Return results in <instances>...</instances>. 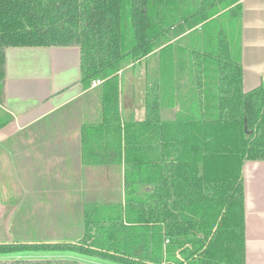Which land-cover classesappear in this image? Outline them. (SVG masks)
I'll list each match as a JSON object with an SVG mask.
<instances>
[{
    "label": "trees",
    "instance_id": "1",
    "mask_svg": "<svg viewBox=\"0 0 264 264\" xmlns=\"http://www.w3.org/2000/svg\"><path fill=\"white\" fill-rule=\"evenodd\" d=\"M242 17L240 0H0V101L7 49L79 48L81 84L102 81L103 108L83 127V158L122 166L126 196L102 219L87 213L78 241L0 243V255L245 264L244 165L264 161V83L243 88ZM143 63L146 118L126 122L121 74ZM12 121L0 104V129Z\"/></svg>",
    "mask_w": 264,
    "mask_h": 264
},
{
    "label": "crops",
    "instance_id": "2",
    "mask_svg": "<svg viewBox=\"0 0 264 264\" xmlns=\"http://www.w3.org/2000/svg\"><path fill=\"white\" fill-rule=\"evenodd\" d=\"M240 2L248 92L264 83V0ZM5 69L0 104L13 121L0 129V243H17L13 234L80 240L87 213L102 219L126 198L122 166L89 165L83 158V127L103 119L101 84L84 90L77 47L9 48ZM137 69L127 68L121 78ZM134 92L126 91L132 115L126 120L122 113L126 122L146 118V86L144 110ZM244 188L245 264H264V161L245 163Z\"/></svg>",
    "mask_w": 264,
    "mask_h": 264
},
{
    "label": "rangeland",
    "instance_id": "3",
    "mask_svg": "<svg viewBox=\"0 0 264 264\" xmlns=\"http://www.w3.org/2000/svg\"><path fill=\"white\" fill-rule=\"evenodd\" d=\"M147 64H142L139 66V68L135 71L132 72L131 70H127V72L124 73L123 77L121 78V91H122V99H121V106H122V113L123 117L127 120L131 115V112L129 110V94L127 95L126 99V91L130 93V91H136L134 92V103H138L140 105V100H142L143 95H144V88L146 86V83L149 81L147 78ZM133 103V102H131ZM140 107V111L144 110V108L140 105L137 108ZM118 200V199H116ZM13 233V232H12ZM14 241L16 242H35V243H40L44 241H60V240H78V237H65V236H60V237H55V236H40V235H26L25 237H16L13 234ZM62 241V242H64ZM71 254L70 252H61V253H51V252H24L18 255V257H23V258H28V259H33V260H44V259H50V258H68L70 257ZM76 256V255H74ZM17 258V256H15ZM1 259V258H0ZM83 260H80L83 264H119L113 261H108L104 259H94L91 257H86L82 258ZM11 261L13 260L12 258L6 259V261Z\"/></svg>",
    "mask_w": 264,
    "mask_h": 264
},
{
    "label": "flooded vegetation",
    "instance_id": "4",
    "mask_svg": "<svg viewBox=\"0 0 264 264\" xmlns=\"http://www.w3.org/2000/svg\"><path fill=\"white\" fill-rule=\"evenodd\" d=\"M24 253V252H23ZM71 254L77 255V256H85L82 254H77V253H72ZM21 253L18 254H12V255H0V264H26L25 262H28L27 264H31V262H37V264H66L65 262H77V264H83L79 259L76 258H50V259H44V260H33V259H28V258H23V257H18ZM17 256V258L15 257ZM12 258L13 260L11 261H6V259ZM94 259H100L101 258H96V257H91Z\"/></svg>",
    "mask_w": 264,
    "mask_h": 264
},
{
    "label": "built area",
    "instance_id": "5",
    "mask_svg": "<svg viewBox=\"0 0 264 264\" xmlns=\"http://www.w3.org/2000/svg\"><path fill=\"white\" fill-rule=\"evenodd\" d=\"M102 83V81H100V80H97V81H95V82H93V84H92V86H98V85H100Z\"/></svg>",
    "mask_w": 264,
    "mask_h": 264
}]
</instances>
